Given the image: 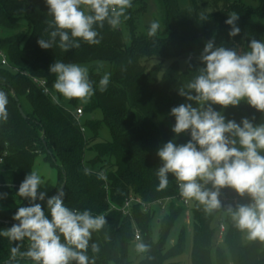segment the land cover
Returning <instances> with one entry per match:
<instances>
[{
    "label": "trees",
    "instance_id": "trees-1",
    "mask_svg": "<svg viewBox=\"0 0 264 264\" xmlns=\"http://www.w3.org/2000/svg\"><path fill=\"white\" fill-rule=\"evenodd\" d=\"M218 2H222L219 13L208 16L200 12L195 0L183 11L178 0H157L160 22L170 31L168 36L134 39L127 47L121 29L105 24L97 29L99 44L80 41L79 48L65 52L57 46L58 39L57 45L49 49H42L37 43L41 37L48 38L45 29L51 17L46 0H0V29L6 35L0 40V51L8 62L7 66L0 63V90L9 97L8 120L0 121V156L6 154L0 162V230L18 223L13 220L18 207L29 206V200L17 196L19 187L16 186L33 171L41 151L46 156L45 161L58 170L56 187H61L64 175L66 177L65 204L73 210H90L93 216L103 214L106 218L107 223L93 232L89 241V264H131L129 249L136 230L140 232V241L148 246L144 258L137 264H169L183 253L185 231L176 244L167 245L178 218L187 210L178 202L181 196L178 181L169 173L167 187L159 189L157 176L162 166L157 155L159 148L170 140L180 145L191 139L190 132L177 135L172 131L175 117L170 114L171 109L181 103L196 106L195 102L180 96L179 89L199 68L205 67L200 56L207 41L214 40L216 47L237 51L249 50L252 39L264 41V0H258L257 8L231 4L229 0ZM218 2L214 3L216 7ZM135 4L124 21L133 36L136 33L134 13L144 11L133 10ZM231 12L239 15L236 25L240 33L235 37L229 36L231 26L225 24ZM183 58L189 62L181 72L178 60ZM56 60L77 64L110 63L111 77L106 91L101 92L94 86L95 83L99 86V74L92 71L89 78L97 79L93 82L95 94L90 106L102 109L105 125L111 124L112 141L103 140L91 147L90 142L99 137L86 140L76 116L53 99L56 76L49 68ZM151 60H172L173 63L161 75V63L147 70L145 62ZM33 78L45 80L51 94L44 93ZM15 97L21 107L23 99L31 106L32 112H24L26 118L21 116ZM213 108L221 111L226 121L237 123L248 118L257 125L263 115L246 101L226 109L219 105ZM94 130L96 132L97 128ZM87 152L95 153L89 175L84 173L88 168L85 165ZM101 171L106 174V180L97 178L96 174ZM56 187L46 193L44 201H36L45 211L47 199L57 193ZM220 192L221 207L211 213L197 201L191 202V264H264V242L247 239L246 233L234 226L227 211L229 205L235 208L250 203L251 199L247 195L240 197L227 187ZM131 196L149 207L134 202L128 215L112 208L113 205L123 207ZM167 199L171 202L167 203L165 215L159 222V240L154 242L155 213L151 207ZM221 226L224 227L222 233ZM15 243L0 236V264H8L10 249ZM93 243L98 246L97 252L92 251ZM24 262L29 261H21Z\"/></svg>",
    "mask_w": 264,
    "mask_h": 264
},
{
    "label": "clouds",
    "instance_id": "clouds-1",
    "mask_svg": "<svg viewBox=\"0 0 264 264\" xmlns=\"http://www.w3.org/2000/svg\"><path fill=\"white\" fill-rule=\"evenodd\" d=\"M51 20L45 29L48 38L37 43L42 49L54 45L63 51L100 43V33L105 24L117 29L129 17L132 0H46ZM203 18V17H202ZM239 15L231 12L225 24L230 25L229 36L240 33L236 25ZM160 22L150 23L147 35L156 36ZM247 51L215 46L209 40L201 53L205 65L179 89V95L192 103H181L171 109L175 117L172 131L179 135L190 132L191 139L177 145L172 140L159 148L162 166L157 172L159 189L167 187L168 174L178 181L180 195L195 200L211 213L221 207L220 190L233 189L240 197L247 195L251 202L228 206L234 226L245 232L247 239L264 242V124L254 125L248 118L240 123L227 120L222 109L238 106L246 101L257 111L264 113V41L252 39ZM99 71V68L97 69ZM55 74L54 90L65 99L90 100L95 94L89 69L77 63L56 60L49 68ZM111 73L105 72L99 80V90L106 91ZM53 99H56L55 97ZM8 94L0 90V121L8 120ZM85 175L91 169H84ZM97 178L106 180V174L98 172ZM45 181L36 171L26 175L18 188L17 196L29 200V206H20L13 216L18 223L0 230V236L15 246L10 249L8 264H89L87 255L92 233L107 223L103 214L93 216L90 210H73L65 204V192L57 188V194L46 201L47 210L37 200L44 201L46 193L39 191ZM211 184V188L206 185ZM139 239V237L137 238ZM97 252L98 246L91 245ZM23 249V250H22ZM138 252H146L143 242L136 244Z\"/></svg>",
    "mask_w": 264,
    "mask_h": 264
},
{
    "label": "rangeland",
    "instance_id": "rangeland-1",
    "mask_svg": "<svg viewBox=\"0 0 264 264\" xmlns=\"http://www.w3.org/2000/svg\"><path fill=\"white\" fill-rule=\"evenodd\" d=\"M192 0H178L179 8L183 10H187L190 7ZM218 2L219 0H195L196 5L198 6L201 13H205L206 15H216L219 13V9L222 7V2L217 3V7L214 5L215 2ZM231 4H242L248 7L257 8L258 7V0H229ZM135 2H137L135 4ZM142 4H141V3ZM132 3L135 4L133 10H144L139 11V13L135 14V23H136V33L133 36L131 35L130 30L125 26L124 21L122 24L118 27L121 29L124 37L125 46L129 47L132 43V40H140L141 38H154V39H161L162 37L168 36L167 33H170L168 29L161 24L160 22V12L157 4V0H132ZM158 20L160 22V29L158 30L156 36L149 37L147 35V31L149 28V25L152 21ZM5 32L0 29V40L4 38ZM8 36V35H7ZM238 52H243L242 49H239ZM179 67L180 71L183 72L186 70L188 59L183 58L179 59ZM1 63V62H0ZM8 63V62H7ZM161 63V75L166 71V69L173 63L172 60H164V61H157V60H151L146 61V68L147 70H151L154 67L158 66ZM2 65V64H1ZM83 67H87L89 69V76L94 71L96 74H99L100 77L103 76L105 72L110 73L111 71V65L109 62L106 61H95L91 63H81L79 64ZM6 66V65H2ZM99 68V71L97 69ZM96 77L92 79V82H95ZM91 80V78H90ZM97 80V79H96ZM94 86L99 87L96 83ZM52 97L56 98L54 99L64 110H66L69 113H72L74 116H76V110L81 109L83 111V116L77 117L81 128L84 130V137L86 140H91L92 138L99 137L95 141L90 142V146H94L96 144H99L103 140H109L112 141L114 138V134L109 128V126L105 125V116L100 107L92 108L90 106V100L87 101H81L77 99L68 100L65 99L63 96H61L59 93H57L54 88L52 89ZM22 109L26 113L32 112L31 106L25 101L22 100ZM264 124V113L259 119L257 125ZM96 129L95 130L93 129ZM37 134H41L40 131H37ZM46 156L43 154V152L39 151L37 160L34 164L33 171L38 172L42 179L46 182L45 185L41 186L39 191H43L45 193H50L57 185L58 183V170L56 167L51 166L48 162H46ZM95 158V153L93 152H87L85 155V165L90 169L93 168V165L90 163ZM60 183V182H59ZM206 187L210 188V185H206ZM140 200V199H139ZM141 201V200H140ZM178 205V203H176ZM167 206V203L166 205ZM151 209L154 211L155 216L153 219V241L158 242L159 240V222L162 219V217L165 215V210L162 209V207L155 203L152 205ZM226 211V209H225ZM191 212L185 211L184 214H181L178 218L175 226L173 227L169 239H168V247H172L174 244L178 242L179 236L182 231H185V249L183 253L172 260L169 261V264H191V246H192V228H191ZM9 227H3L1 230L8 229ZM141 241H134L133 244L130 246L129 249V260L131 264H137L141 259L144 258L145 252H138L136 249V244L140 243ZM21 264H30V262H24Z\"/></svg>",
    "mask_w": 264,
    "mask_h": 264
},
{
    "label": "built area",
    "instance_id": "built-area-1",
    "mask_svg": "<svg viewBox=\"0 0 264 264\" xmlns=\"http://www.w3.org/2000/svg\"><path fill=\"white\" fill-rule=\"evenodd\" d=\"M0 62H1L2 65H6V66L8 65V63H7V58H6L5 54H4L3 52H1V51H0ZM33 82L36 83L40 88H42L44 93H46V94H51V93H50V90L47 88V85H46V81H45V80H43V79H38V78H33ZM82 115H83V111H82L81 109H77V110H76V116H77V117H81ZM5 155H6V154H3V155L0 156V162H2L3 157H4ZM247 197H248V196H247ZM248 198H250V197H248ZM250 199H251V198H250ZM192 201H193V200H186V199H184L182 196H180V197L178 198V202H179L181 205L185 206V207L187 208V211L190 210V205H191V202H192ZM225 201H227V200H225ZM134 202L143 205L145 208L149 207V206H146L145 204H143V203L139 200V198H135V197H132V196H131L129 199H127V200L125 201L123 207H117V206L113 205L112 208H113V209L120 210V211H122L125 215H128V214H129V209H130L132 203H134ZM169 202H171V199H170V200L167 199V200H165V201H158V202H156V203H158V204L162 207V209H165V207H166V206H165L166 203H169ZM223 231H224V227L221 226V227H220V232L222 233ZM138 237H139V239H137ZM139 240H140V232H139L138 230H136L134 241L137 242V241H139Z\"/></svg>",
    "mask_w": 264,
    "mask_h": 264
},
{
    "label": "water",
    "instance_id": "water-1",
    "mask_svg": "<svg viewBox=\"0 0 264 264\" xmlns=\"http://www.w3.org/2000/svg\"><path fill=\"white\" fill-rule=\"evenodd\" d=\"M15 100H16V102L18 103V108H19V112H20V114H21V116L22 117H24V118H26V115H25V113H24V111H23V109H22V107H21V104L19 103V99L17 98V97H15ZM65 179H66V177H65V175H64V182H63V184H62V186H61V188H62V190H64L65 189ZM10 186V185H9ZM16 187H19V186H16ZM57 194V193H56ZM55 194V195H56ZM5 223H10V222H6V221H4ZM9 262V261H8ZM7 262V263H8Z\"/></svg>",
    "mask_w": 264,
    "mask_h": 264
}]
</instances>
